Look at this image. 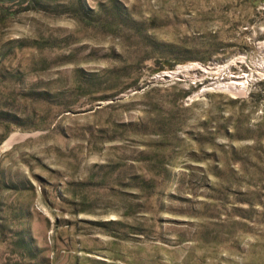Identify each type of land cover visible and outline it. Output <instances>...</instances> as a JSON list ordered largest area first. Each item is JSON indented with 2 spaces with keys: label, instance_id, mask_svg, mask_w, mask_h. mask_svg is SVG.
Returning <instances> with one entry per match:
<instances>
[{
  "label": "rangeland",
  "instance_id": "1",
  "mask_svg": "<svg viewBox=\"0 0 264 264\" xmlns=\"http://www.w3.org/2000/svg\"><path fill=\"white\" fill-rule=\"evenodd\" d=\"M0 264H264V0H0Z\"/></svg>",
  "mask_w": 264,
  "mask_h": 264
},
{
  "label": "bare ground",
  "instance_id": "2",
  "mask_svg": "<svg viewBox=\"0 0 264 264\" xmlns=\"http://www.w3.org/2000/svg\"><path fill=\"white\" fill-rule=\"evenodd\" d=\"M238 84H244V83H241V82H232V83H229V84H227V86H229V87H235L236 85H238ZM244 87V86H243ZM235 88H237V87H235ZM232 90V89H231ZM238 90V89H237Z\"/></svg>",
  "mask_w": 264,
  "mask_h": 264
},
{
  "label": "trees",
  "instance_id": "3",
  "mask_svg": "<svg viewBox=\"0 0 264 264\" xmlns=\"http://www.w3.org/2000/svg\"><path fill=\"white\" fill-rule=\"evenodd\" d=\"M33 1V0H32Z\"/></svg>",
  "mask_w": 264,
  "mask_h": 264
}]
</instances>
